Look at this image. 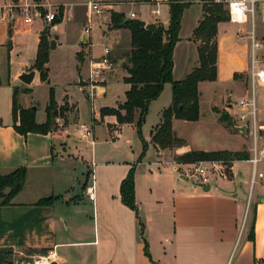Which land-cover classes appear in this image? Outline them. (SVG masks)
<instances>
[{
  "label": "crops",
  "instance_id": "0c3cea01",
  "mask_svg": "<svg viewBox=\"0 0 264 264\" xmlns=\"http://www.w3.org/2000/svg\"><path fill=\"white\" fill-rule=\"evenodd\" d=\"M14 1L17 0H0V7ZM94 1L105 6L104 12L98 14L99 28L94 30L92 27L90 36H85L84 32L88 25L84 24L77 29V42L80 46L78 52L82 51L83 44L84 47H89L88 51L92 54L96 50L103 54L105 47L111 50L120 47L123 50L121 57L123 60L127 58L131 48V32L125 27L111 28L112 12L122 13L127 19H140L146 25L161 23L167 27L170 22L169 0ZM40 2L45 8H62L61 21L55 26H48L37 20L34 25L25 26L18 20L9 23L0 19V55L11 65L8 69L9 84L12 78L13 81L20 82L28 92L32 91L37 79L41 80L39 71L37 70L31 84L24 83L19 77L34 69L42 31L49 27L47 36L51 53L67 38V29L63 28L64 20L73 17L76 7L86 4V0ZM193 2L195 8L189 9L187 6L183 12L179 41L173 52L174 80L185 78L199 65L198 42L193 38V32L203 17V3L201 0ZM136 4L150 7L145 16L138 17L141 13L132 8ZM156 8L159 9L158 14L153 12ZM222 23L224 22L219 24L217 36L218 77L215 81L199 83L200 105L203 86L206 91H214L215 94L225 91V94L220 95L222 104L213 105L212 110L227 105V113L230 117L233 116L235 123L233 127L223 125L230 134L246 136L247 140L243 139V143L237 148L195 149L180 137L176 129L187 120L175 118L172 122L173 130L179 138L185 140V144L159 148L152 142V135L162 122L163 110L171 104L163 102L158 119L144 135L148 148L141 161L139 156L143 150V142L138 158L133 153L123 155L120 146L114 145L100 147L101 158L98 161L94 140L95 124L104 121L105 116L116 119L114 123L108 122L109 130L136 126L134 122L119 124L117 117L112 114L103 118L100 111L92 106L91 120L86 122L94 123L93 141H84L75 135H62L60 127L47 134L31 132L23 135L13 126V101L9 99L5 119L0 112V175L25 167L26 182L11 203L0 204V249H12L18 253L31 251L32 257L46 255L53 249L55 254L50 256L47 263L54 264H264V170H259L260 162L254 172L250 161L254 145L250 129L238 120L239 113L237 114L240 111V100L255 95L258 115L260 109L257 95L264 92V84L252 86L249 77L251 61L248 59L247 49L240 55L234 51V37L228 32L231 28L226 26L222 31ZM34 33L37 35V43L30 47L29 39ZM53 38H56L55 48H51ZM89 58V61L84 57L83 60H78L82 65L88 62L90 67L92 57ZM90 70L91 68L86 76L79 71L84 80L89 76ZM236 73L238 76L235 77ZM108 79L110 78L103 75L101 83L94 84L97 98H105V83ZM167 84L172 89L171 82L166 83L165 89ZM78 85L81 86L80 80ZM128 88L127 84L126 91ZM126 91L124 98L111 107H117L126 100ZM236 95L240 97L238 105L232 99ZM56 101L59 105L68 103L71 106L68 111L75 109V103ZM20 105L23 108L34 106ZM260 111L264 112V104ZM77 114L75 110L71 112L66 124L82 122ZM218 119L219 122L226 123L220 120V116ZM36 120L44 123L47 113L45 116H36ZM258 121L264 125V121L259 118ZM259 132L258 141L261 149H264V129ZM127 142L130 146L133 145L131 138H127ZM191 150L245 151L249 158L233 162L231 180L219 179L206 189L207 186L195 187L179 177L178 169L189 163L178 162L176 157ZM247 163L252 164L249 178L245 176L242 167ZM135 164L138 212L123 202L120 190L121 182ZM97 166L100 167L99 170H96ZM260 172L263 177H258ZM254 173L255 182L252 184ZM97 177L102 179L100 192L95 191ZM90 190L93 196L90 195ZM49 197H53L51 202H39ZM146 243L152 260L145 253Z\"/></svg>",
  "mask_w": 264,
  "mask_h": 264
},
{
  "label": "trees",
  "instance_id": "16d2710c",
  "mask_svg": "<svg viewBox=\"0 0 264 264\" xmlns=\"http://www.w3.org/2000/svg\"><path fill=\"white\" fill-rule=\"evenodd\" d=\"M201 1L203 17L193 32V38L198 42L199 65L181 80L173 79V52L179 41L183 12L189 3L184 0H169V25L165 27L162 24H157L155 30L148 29L145 22L140 19H127L124 14L119 12L111 14V28L125 27L131 32V48L123 65L127 71L124 81L129 85V88L123 103L117 107H103L100 114L102 117L110 114L115 115L119 124L135 123L143 142L139 161L142 160L148 148V143L142 134V127L146 121L149 106L161 95L165 84L167 82L172 84V102L169 107L163 110L162 122L152 135V142L159 148L185 144V140L179 138L173 130V119L198 120L200 117L199 83L215 81L218 77V27L221 22L228 21V14L223 4L210 0ZM59 9L60 15L56 17L58 21L56 22V19L54 21L56 23L61 21L63 15L62 8ZM49 54L50 41L47 34H43L33 68L39 71L41 80L47 83H50L49 68L47 67ZM236 76L238 73L235 74ZM57 109L53 88L50 89V98L46 106L47 120L44 123L37 122L36 108H23L14 97L12 104L13 126L17 132L23 135L31 132L47 134L58 127L59 112ZM214 110L220 113L222 122L229 120L230 116L226 111H221L218 108ZM247 158H249L248 153L245 151L191 150L177 156L176 160L183 163H194L200 160L235 161ZM135 167L136 164L132 166L121 182L120 190L123 202L138 212L135 199ZM25 182V167H19L8 174L0 175V198L3 197L0 204L11 203L14 196L24 187ZM52 200L53 197H49L41 199L39 202L47 203ZM145 253L151 259L147 243ZM50 264H54V262Z\"/></svg>",
  "mask_w": 264,
  "mask_h": 264
},
{
  "label": "rangeland",
  "instance_id": "374dc122",
  "mask_svg": "<svg viewBox=\"0 0 264 264\" xmlns=\"http://www.w3.org/2000/svg\"><path fill=\"white\" fill-rule=\"evenodd\" d=\"M184 1L189 3V9L195 8V3L193 2V0ZM132 8L136 12L141 13V15L138 13V17L145 16L150 9L148 5L142 6L139 4L132 6ZM43 9L55 12L56 17L60 15L59 8L43 7ZM99 17L100 16L98 14H89L88 6L86 4H82L73 10V17L70 19L66 18L63 23V28L65 27L67 29V38H65L64 42L59 48L55 49L49 54V63L47 66L49 68L50 83L44 81L42 82L41 80L37 79L35 84L32 86L31 92L24 90V88H22L21 86V83L18 81H13L12 78L9 84L8 69L11 65H9L8 61L0 55V112L1 116H3L4 119L5 116L8 115L9 99L13 101L14 97H16V100L19 104H22L24 106L27 104H33L34 106H36V116H45L46 106L49 102L51 88H53L54 90L55 99L63 102L69 101L71 104L75 103V109L72 108L71 111H68V107H71L68 103H63L61 105L57 104V110L59 112L57 118L58 120H60L59 125L66 124L69 121V115L71 114V112H74V110L78 113L77 115L79 116L80 121L88 122L91 120L90 114L92 111V106L96 111H100L103 106H116L118 101L124 98L125 91L127 89V83L124 81V76L127 72L126 69L122 67V65H124V63L126 62V59L123 60V57H121V53L123 51L122 48L118 47V49L115 50L110 49V53L107 55L109 58L110 66L102 69L99 74H92V66L96 68L102 67L103 64H101V61L106 56L105 53L103 52L102 54L99 50H96V52L92 54V52L88 51L89 47H84V44L82 47V51L78 53L80 46L77 42V29L85 24V26L90 25L91 28L93 27L94 30H97L99 28L97 21ZM57 21L58 20L56 19V22ZM11 22L12 21H9V23ZM56 22L53 23L57 24ZM226 26L231 28L228 30V32H231L234 37L232 44V48L235 49L234 51L238 55H240L247 49L249 59L250 39L248 37V34L250 30V23L239 24L225 21L221 25V30L223 31L222 28H225ZM256 36L259 41L264 40V22L258 15L256 17ZM36 40L37 35L36 33H34L29 39V46H36ZM247 54H245V57H247ZM258 54L259 56H264V47L258 52ZM79 56L81 59L79 58ZM89 56L92 57V61H90V67L88 62H85L83 65L79 62V60H83L82 57H84L85 60L89 61ZM90 68V74L87 78H85V80L90 82V84L88 83V85L79 86V71H81L83 76H86ZM104 70L105 72L103 73ZM102 73L104 77L110 79H108L107 83H105V86L107 88L105 98L99 99L97 98L96 91L94 88H92L91 84H100L101 78L103 77ZM168 85L169 84H167L166 89L164 86V89L158 100H156L151 106H149L146 121L142 127L143 136L149 132L150 128H152V126L158 119L160 112L159 110L163 106V102H168L167 104H170L172 102V89ZM201 89L203 90V93L201 95L200 117L196 121L187 120L185 121L186 123L176 127L177 131L180 134V137L184 138L186 142H188V144L193 145L195 149L239 147L243 143V139L247 140V138H245L246 136L243 135H232L227 131L226 127H228V125L230 127H233L235 123L233 116L230 117L226 123H221L218 121V116H220V113L219 115H217L218 113L212 110L213 105L222 104L220 95L225 94L226 92L223 91L222 93L215 94L214 91H206L205 86H203ZM91 92H93V96L90 95ZM257 96L258 106L261 110L262 105L264 104V92L258 93ZM239 98L240 97L238 95L232 98L237 105L239 102ZM224 106L225 107L221 108L220 110H224L227 112V105ZM260 110L258 113V118L260 121H264V112H261ZM238 113H240V111H238L237 114ZM115 121L116 119L114 117L107 118L105 116L104 121L95 124L96 139L94 138V140H96L98 161L101 158L100 147L108 148L113 147L114 145L120 146V152L123 153V155L127 153H133L135 158H138V154H140L139 149L142 146V139L138 133L137 127L128 125L124 128L117 127V129L115 130H109L108 127L110 126V124H108V122L114 123ZM251 130L252 129H250V135L252 144H254ZM127 138H131L133 140L132 146L128 144ZM257 144L258 147L261 148V143L260 141H258V139ZM90 148L89 151L91 150ZM242 167L245 172V176L249 178L252 164L247 163ZM99 169L100 167L97 166L96 170ZM259 170H264V161L259 164ZM91 178L92 177L90 176V180ZM92 181L93 180H91V182ZM101 182L102 179L100 177H97V188L95 190L96 192L101 191ZM2 200L3 197L0 198V202ZM32 254L33 252L31 251H28V253H18L13 251L12 249H0V264H37L36 261L39 260L40 255L37 257H32Z\"/></svg>",
  "mask_w": 264,
  "mask_h": 264
},
{
  "label": "built area",
  "instance_id": "2783aa9c",
  "mask_svg": "<svg viewBox=\"0 0 264 264\" xmlns=\"http://www.w3.org/2000/svg\"><path fill=\"white\" fill-rule=\"evenodd\" d=\"M215 3L223 4L227 14L228 21L232 23L245 24L250 23V30L248 37L250 39V69L249 77L252 81V86L255 84H264V56H259L258 52L264 47V40L259 41L256 36V17L257 15L264 22V0H210ZM90 14H102L105 6L94 0H86ZM44 5L36 0H17L7 6L0 7V19L13 21L18 20L25 26H32L37 20H41L48 26H55L53 22L56 19V13L51 10H44ZM155 14L159 13V9L153 10ZM132 16H135L132 13ZM85 36H90L91 26L84 28ZM105 57L102 59V67H93L92 74H99L102 69L109 67L110 62L108 54L109 47L104 49ZM92 88L95 87L91 84ZM93 96V92L90 94ZM240 113L238 120L244 122L249 129H252V136L254 139L253 155L250 161L253 164L254 172L256 171L258 163L264 161V149L258 147L257 139L259 131L264 128V125L259 124L257 115V104L255 95L249 99H242L239 102ZM61 134L65 136L75 135L84 141H93V127L94 123L79 122L71 124H62ZM57 127V128H58ZM57 130V129H56ZM55 131V130H54ZM231 160H200L194 163L185 164L184 167L179 168V177L184 181H189L195 187L212 186L217 180H231L233 175V164ZM258 177H263V173H258ZM255 182V173L252 178V184ZM90 195L92 191L90 190ZM55 254L52 249L46 255H40L39 260L46 258L49 262L50 256ZM38 262V261H36ZM52 263V262H51ZM50 264V263H47Z\"/></svg>",
  "mask_w": 264,
  "mask_h": 264
},
{
  "label": "water",
  "instance_id": "95a60500",
  "mask_svg": "<svg viewBox=\"0 0 264 264\" xmlns=\"http://www.w3.org/2000/svg\"><path fill=\"white\" fill-rule=\"evenodd\" d=\"M127 23V21H126ZM146 27L150 30H155L157 25L155 23H149L146 25ZM49 30V27H46L43 31H42V35L43 34H47ZM56 47V38H53L51 40V48H55ZM37 69L34 68L33 70L29 71V72H24L20 75V80L23 81L26 84H31L34 81L35 75H36ZM79 80H80V85L84 86V85H88V82L85 81L83 79V76L81 73H79ZM33 108H36L35 106H33ZM242 130V127H241ZM206 189H209V186L206 187Z\"/></svg>",
  "mask_w": 264,
  "mask_h": 264
},
{
  "label": "bare ground",
  "instance_id": "6f19581e",
  "mask_svg": "<svg viewBox=\"0 0 264 264\" xmlns=\"http://www.w3.org/2000/svg\"><path fill=\"white\" fill-rule=\"evenodd\" d=\"M46 258H42L40 259V261L37 262V264H47V259Z\"/></svg>",
  "mask_w": 264,
  "mask_h": 264
}]
</instances>
